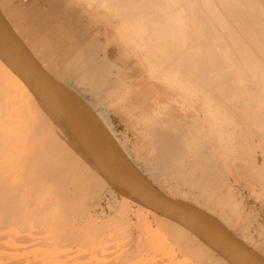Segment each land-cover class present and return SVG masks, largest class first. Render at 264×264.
Masks as SVG:
<instances>
[{
  "label": "bare ground",
  "instance_id": "obj_1",
  "mask_svg": "<svg viewBox=\"0 0 264 264\" xmlns=\"http://www.w3.org/2000/svg\"><path fill=\"white\" fill-rule=\"evenodd\" d=\"M0 12L106 156L264 258V225L234 188L264 207V0H0ZM111 40L117 66L102 56ZM113 114L138 122L148 168ZM105 192L115 204L98 211ZM0 264L243 262L117 190L0 52Z\"/></svg>",
  "mask_w": 264,
  "mask_h": 264
},
{
  "label": "water",
  "instance_id": "obj_2",
  "mask_svg": "<svg viewBox=\"0 0 264 264\" xmlns=\"http://www.w3.org/2000/svg\"><path fill=\"white\" fill-rule=\"evenodd\" d=\"M0 52L35 93L59 115L89 155V159L117 190L139 201L150 200L159 212L180 221L202 237L213 242L222 251L231 252L243 264H264L262 256L242 244L232 232L217 220L167 197L158 188L124 172L110 157L106 156L90 138L82 120L59 84L28 50L1 12ZM131 184L138 187L140 191L133 192L130 190L133 188Z\"/></svg>",
  "mask_w": 264,
  "mask_h": 264
},
{
  "label": "crops",
  "instance_id": "obj_3",
  "mask_svg": "<svg viewBox=\"0 0 264 264\" xmlns=\"http://www.w3.org/2000/svg\"><path fill=\"white\" fill-rule=\"evenodd\" d=\"M42 5H44L43 3H41ZM37 7V9L36 10H39L40 8V6L39 5H37L36 6ZM32 8H30L29 9V12L28 13H30V10H31ZM36 10H34L33 11V9L31 10V11H33L35 14L37 13L36 12ZM41 10H44V9H41ZM40 11V10H39ZM32 13V12H31ZM27 14V13H26ZM38 15H40V16H42L43 14L42 13H37ZM38 15H37V18H38ZM36 18V19H37ZM30 21V20H29ZM36 24H40V22L39 23H37V22H35ZM34 50V52H35V49H33ZM41 53H42V57H41ZM45 52H42V51H36L35 52V54H36V56L41 60V61H43V63H45L44 62V60H46V61H48V63L49 64H52V66H54V68L52 69L53 71H54V69H56V67L57 68H59L61 65H62V63L61 64H59L60 62H62V60H59V61H56V60H52L46 53L44 54ZM102 56L106 59V60H108V61H110V64L112 63V64H115L116 66L118 65L117 63H116V61H115V59L110 55V48H109V50L107 51V52H105V53H102ZM49 57V58H48ZM68 58V57H67ZM55 62V63H54ZM54 64V65H53ZM57 66H56V65ZM111 64V65H112ZM58 65H60L59 67H58ZM64 80H65V82H66V84H68L69 83V85L71 86H69L70 88H72V87H75V83L74 82H72V80L71 79H69V77L67 76V75H64ZM69 81V82H68ZM76 89H78L77 87H76ZM88 98H89V101L91 102V99H90V97L89 96H87ZM112 123H113V125H112V128H113V130L115 129V128H119V130L121 131V134L125 137L124 138V140L122 139V138H120L119 136H118V131L116 130H114L115 132H116V134H117V136L122 140V142H127V144H128V146H129V148H130V153L132 154V156H133V159L135 160V162L138 164V166L139 167H143V168H148L149 167V160L147 159V150H145L144 149V140H143V134H140L139 133V125H138V122L136 123V121H131V120H129V119H126V118H122V117H118L117 115H112ZM130 134H132L133 136H132V138H134V140L133 139H131V137H129L130 136ZM129 135V136H128ZM129 137V138H128ZM159 183L160 184H163V182H162V180H160L159 181ZM105 194V195H104ZM107 195V196H106ZM102 196V197H101ZM102 198V199H101ZM99 199V200H98ZM104 199H106L108 202H104L103 200ZM113 201H114V199H113V197L112 196H110L109 195V193H107V192H105V193H101L99 196H98V198H96V200H95V202H98V203H96L97 204V206L99 207H101L102 205H105V207H106V205H109V203H110V205L111 204H113ZM102 202H104V204H102Z\"/></svg>",
  "mask_w": 264,
  "mask_h": 264
},
{
  "label": "rangeland",
  "instance_id": "obj_4",
  "mask_svg": "<svg viewBox=\"0 0 264 264\" xmlns=\"http://www.w3.org/2000/svg\"><path fill=\"white\" fill-rule=\"evenodd\" d=\"M109 47H110V55L113 57V58H115V57H117L118 55H119V49H118V47H117V43L115 42V41H113V40H111V41H109ZM150 85V84H149ZM77 90H79V89H77ZM117 131H118V136L120 137V138H122L123 140H124V136L121 134V131L119 130V128H115ZM114 129V130H115ZM115 130V131H116ZM132 134H130V136L129 137H131V139H133L134 140V138H132ZM128 137V138H129ZM121 140V139H120ZM122 141V140H121ZM230 171H228V173H229ZM229 174H231V173H229ZM231 180H232V178H231ZM163 185V187H165L164 186V184H162ZM239 186H240V188H242L241 190H240V188H239ZM234 188H235V193H237L236 194V196H237V198H238V200L245 206V207H247V209H248V212L251 210H253L252 212L250 211V215L252 216V220H253V222H255L256 224H258V223H261V224H263L264 225V207L262 206V203H260L261 201L260 200H258L255 196H253L251 193H250V189H249V187H247V186H241V185H239V184H235L234 185ZM247 189H248V191H247ZM252 195V196H251ZM245 196H247V197H245ZM104 202L106 201V202H108L106 199H104L103 200ZM104 202H102V204H104ZM98 203V202H97ZM113 204H115V200L113 201ZM257 205V206H256ZM95 207H98L97 206V204H95ZM103 207V205L101 206V208ZM100 207L97 209L98 211H100V209H101ZM251 208V209H250ZM258 208V209H257ZM259 210V211H258ZM135 212V211H134ZM94 213L95 214H99L100 212H95L94 211ZM106 217H108V215L106 216ZM256 217V218H255ZM100 218H104V217H100ZM257 221V222H256ZM247 232H250L252 235H253V237H254V239H256L257 238V233L255 232V230H254V228H253V225L252 226H250L249 227V229H247ZM119 240V239H118ZM121 240H124V238L123 239H121L120 238V241ZM249 243L253 246V247H255V245L253 244V241L252 242H250L249 241ZM169 244L171 245V246H167L166 247V249H165V252H170V253H172V255H174V253H175V247H176V244H172L171 242H169ZM168 248V249H167ZM257 249V248H256ZM258 250V249H257ZM165 258L166 259H168L166 256H165ZM184 260V257H182L181 255H179L178 256V259L176 260V261H183Z\"/></svg>",
  "mask_w": 264,
  "mask_h": 264
}]
</instances>
